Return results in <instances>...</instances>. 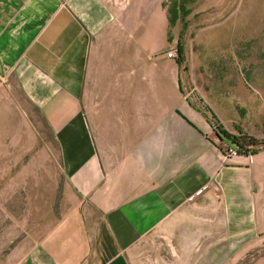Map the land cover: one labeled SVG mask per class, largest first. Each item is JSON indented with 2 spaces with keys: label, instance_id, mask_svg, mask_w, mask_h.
<instances>
[{
  "label": "crops",
  "instance_id": "0c3cea01",
  "mask_svg": "<svg viewBox=\"0 0 264 264\" xmlns=\"http://www.w3.org/2000/svg\"><path fill=\"white\" fill-rule=\"evenodd\" d=\"M155 14L161 0H0V93L46 118L75 198L28 264H225L264 241V151L228 158L178 73L146 75Z\"/></svg>",
  "mask_w": 264,
  "mask_h": 264
},
{
  "label": "rangeland",
  "instance_id": "374dc122",
  "mask_svg": "<svg viewBox=\"0 0 264 264\" xmlns=\"http://www.w3.org/2000/svg\"><path fill=\"white\" fill-rule=\"evenodd\" d=\"M161 7L167 14L170 0ZM190 8L176 27L155 14L137 35L146 46V75L178 73L181 93L209 122L264 151V0H195ZM174 48L177 57L168 59ZM161 88L172 90L168 81ZM74 199L46 118L24 98L0 93V264H28ZM225 261L264 264V241L250 248L242 242L241 255Z\"/></svg>",
  "mask_w": 264,
  "mask_h": 264
},
{
  "label": "trees",
  "instance_id": "16d2710c",
  "mask_svg": "<svg viewBox=\"0 0 264 264\" xmlns=\"http://www.w3.org/2000/svg\"><path fill=\"white\" fill-rule=\"evenodd\" d=\"M171 7L167 10V22L169 28L176 27L178 21L184 22L191 14H192V6L195 0H170ZM163 8H166V5H163ZM178 54L179 61L178 65L181 64V60L184 57V48L183 46H178ZM181 90V88H180ZM207 118V117H206ZM215 119V117H214ZM211 123L214 125V131L217 138L224 144H230V146L237 149L239 154L247 155V154H256L257 150H251V147H256V143L254 141H247L246 139L236 138L234 136L229 135L218 125H215L213 121Z\"/></svg>",
  "mask_w": 264,
  "mask_h": 264
},
{
  "label": "built area",
  "instance_id": "2783aa9c",
  "mask_svg": "<svg viewBox=\"0 0 264 264\" xmlns=\"http://www.w3.org/2000/svg\"><path fill=\"white\" fill-rule=\"evenodd\" d=\"M166 57L168 59H175L177 57V49L174 48L172 49L171 51H169L167 54H166ZM215 143L217 145H220V144H223L216 136V139H215ZM225 144V148H224V152H225V155L228 157V158H240V157H245L249 163H252L253 162V155L250 153V154H247V155H242V154H239L237 149L230 146V144H227V143H224Z\"/></svg>",
  "mask_w": 264,
  "mask_h": 264
}]
</instances>
